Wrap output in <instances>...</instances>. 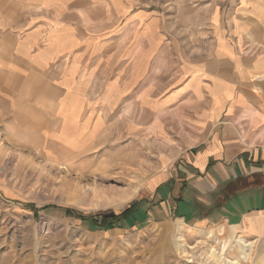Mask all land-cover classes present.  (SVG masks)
<instances>
[{
	"label": "crops",
	"instance_id": "0c3cea01",
	"mask_svg": "<svg viewBox=\"0 0 264 264\" xmlns=\"http://www.w3.org/2000/svg\"><path fill=\"white\" fill-rule=\"evenodd\" d=\"M203 22L167 47L139 0H0V75L77 85L79 122L139 107L144 151L167 155L146 183L152 218L264 241V0H216Z\"/></svg>",
	"mask_w": 264,
	"mask_h": 264
},
{
	"label": "rangeland",
	"instance_id": "374dc122",
	"mask_svg": "<svg viewBox=\"0 0 264 264\" xmlns=\"http://www.w3.org/2000/svg\"><path fill=\"white\" fill-rule=\"evenodd\" d=\"M139 1L157 10L168 47L169 35L181 44L200 32L216 0ZM52 77L0 75V264H232L233 257L220 252L231 226L152 218L161 202L148 198L146 183L167 155L144 151L149 143L143 146L134 126L139 107L99 109L97 122H79L77 85L53 89ZM62 98L68 105L60 123ZM133 209L138 213L111 229L89 218H117ZM205 231L213 232L209 239ZM235 236L252 252L249 263L238 264H264V241ZM174 237L182 238L178 247Z\"/></svg>",
	"mask_w": 264,
	"mask_h": 264
},
{
	"label": "bare ground",
	"instance_id": "6f19581e",
	"mask_svg": "<svg viewBox=\"0 0 264 264\" xmlns=\"http://www.w3.org/2000/svg\"><path fill=\"white\" fill-rule=\"evenodd\" d=\"M177 225H179V224H177ZM180 226H183V225H180ZM222 228H224V227H222ZM158 233H156V234H158ZM212 234H213V232H211V231L210 232H206V231L204 232V236L207 237V238L211 237ZM232 234H233V231H231L229 236H225L226 237V240H225L226 243L224 244V246H222V248H220L221 254L222 253L226 254L228 252L229 256L233 257V258H231L232 264H238L239 262H241V263L242 262L249 263L251 261V259H252V255H251L252 252L251 253H249V252L247 253L246 248H247L248 245L244 244V241L241 239V237L238 238V239H235L232 236ZM173 241L176 243V246L178 247L179 243L182 241V238L174 237ZM212 258L216 260V259L219 258V256H213Z\"/></svg>",
	"mask_w": 264,
	"mask_h": 264
},
{
	"label": "trees",
	"instance_id": "16d2710c",
	"mask_svg": "<svg viewBox=\"0 0 264 264\" xmlns=\"http://www.w3.org/2000/svg\"><path fill=\"white\" fill-rule=\"evenodd\" d=\"M138 213V210H130L128 212L123 213L120 217H115V218H102V219H95L93 217H89L92 221H94L97 225V222H99L100 226L103 227L104 229H111L117 226L121 221L123 220H128L131 218V216L135 215ZM68 214L74 215L77 217V213L74 211H70Z\"/></svg>",
	"mask_w": 264,
	"mask_h": 264
}]
</instances>
